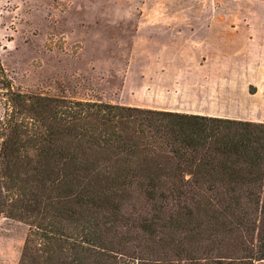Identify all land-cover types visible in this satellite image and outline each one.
<instances>
[{
  "label": "trees",
  "instance_id": "trees-1",
  "mask_svg": "<svg viewBox=\"0 0 264 264\" xmlns=\"http://www.w3.org/2000/svg\"><path fill=\"white\" fill-rule=\"evenodd\" d=\"M0 218L18 264L264 262V123L24 92L0 61Z\"/></svg>",
  "mask_w": 264,
  "mask_h": 264
},
{
  "label": "rangeland",
  "instance_id": "rangeland-1",
  "mask_svg": "<svg viewBox=\"0 0 264 264\" xmlns=\"http://www.w3.org/2000/svg\"><path fill=\"white\" fill-rule=\"evenodd\" d=\"M155 24L213 28L215 45L236 49V78L220 54L200 86V114L264 123V0H0V61L24 92L148 107L150 58L166 39ZM27 232L0 218V264L19 263Z\"/></svg>",
  "mask_w": 264,
  "mask_h": 264
},
{
  "label": "crops",
  "instance_id": "crops-1",
  "mask_svg": "<svg viewBox=\"0 0 264 264\" xmlns=\"http://www.w3.org/2000/svg\"><path fill=\"white\" fill-rule=\"evenodd\" d=\"M153 27H155L156 38L158 36L166 38L162 42L165 43L164 55L159 58H150L152 72L149 77L148 95L152 105L135 108L202 115L200 114V96L203 91L200 86L205 85L203 80L214 78L215 69L221 60L218 58L220 54H227L232 58L228 60V63L232 64L230 69L228 68V75L236 78V59L234 58L236 49L229 47L226 50L215 45L217 34L213 32V28H206L208 32L201 35L200 27L194 30L174 29L167 25L165 29H162L161 24H155ZM203 31L205 32V29ZM169 43L171 46H168ZM230 70L234 71L231 73ZM169 80L177 88L173 92L167 90ZM169 100L171 101L168 104ZM182 103H186L187 106L183 108H188L187 111L180 110L178 107ZM193 108L195 110L191 111Z\"/></svg>",
  "mask_w": 264,
  "mask_h": 264
}]
</instances>
